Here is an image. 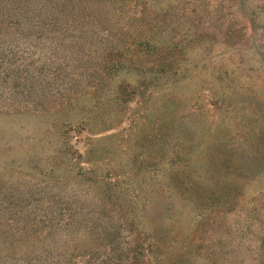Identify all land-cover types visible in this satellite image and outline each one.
<instances>
[{
    "label": "rangeland",
    "instance_id": "obj_1",
    "mask_svg": "<svg viewBox=\"0 0 264 264\" xmlns=\"http://www.w3.org/2000/svg\"><path fill=\"white\" fill-rule=\"evenodd\" d=\"M41 12L45 86L0 88V264H128L137 238L141 264H264V0Z\"/></svg>",
    "mask_w": 264,
    "mask_h": 264
},
{
    "label": "trees",
    "instance_id": "obj_2",
    "mask_svg": "<svg viewBox=\"0 0 264 264\" xmlns=\"http://www.w3.org/2000/svg\"><path fill=\"white\" fill-rule=\"evenodd\" d=\"M49 0H0V88L4 85H17L18 88L28 86L31 89L39 87L41 89L45 86V78L47 75L42 72L41 68L35 66V54L30 53L34 48L27 42L31 39L34 30H37L41 36H46L50 33L46 29L48 20L43 18L42 9L46 7ZM29 53H26V50ZM35 53L41 52V48H34ZM45 57V56H43ZM41 56L40 59H43ZM41 62V61H38ZM40 72V73H39ZM23 90L16 92L10 89L12 94L22 93L30 94L32 90ZM6 91V90H2ZM1 92V90H0ZM104 229L111 227L109 224H103ZM61 232L62 227L60 222L56 225L49 226V232ZM109 233L104 232L105 241L112 237L108 236ZM45 235L44 239L46 238ZM41 239V236H38ZM114 244V241L110 243ZM133 250V257L131 263L128 264H141L147 260L154 245L146 247L140 238L135 239L128 244ZM125 251V250H124ZM109 252H112L111 247ZM126 252H129L127 249ZM20 264H64V253L58 249L56 251H41L30 252L27 254H20L18 256ZM77 264V263H73Z\"/></svg>",
    "mask_w": 264,
    "mask_h": 264
}]
</instances>
